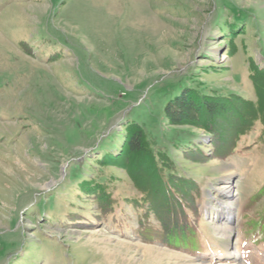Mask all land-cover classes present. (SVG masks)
Masks as SVG:
<instances>
[{
	"label": "rangeland",
	"instance_id": "obj_1",
	"mask_svg": "<svg viewBox=\"0 0 264 264\" xmlns=\"http://www.w3.org/2000/svg\"><path fill=\"white\" fill-rule=\"evenodd\" d=\"M258 82L264 0H0V264H264V110L233 148L224 134ZM184 85L228 112L163 124L144 162L156 186L192 181L196 246L145 236L166 200L115 154L130 115Z\"/></svg>",
	"mask_w": 264,
	"mask_h": 264
},
{
	"label": "trees",
	"instance_id": "obj_2",
	"mask_svg": "<svg viewBox=\"0 0 264 264\" xmlns=\"http://www.w3.org/2000/svg\"><path fill=\"white\" fill-rule=\"evenodd\" d=\"M256 80H258L257 77ZM256 88L257 93H261L264 96V83L260 84V82H258ZM148 105L149 106H142L140 111L141 114L144 113L145 115L150 116L152 121L151 119H148L144 124H142L140 123L141 118L138 115H130L132 121H135V124H128V128L126 126L125 134H127V138L124 139V142H121V150L119 149L118 145L117 149H119V153H116L115 151L114 152L116 156L123 155L122 157L126 163H128L127 161H131L136 166L140 164L139 166H137L135 176V180L140 189H143L146 192L152 194L155 193L161 195L165 198L164 200H166L159 206L158 204H149V209L154 210L156 215L159 217L161 228L164 232L162 234L155 235V230H153L154 228L152 224L146 223L142 224L143 230H141L143 233H145V236H148L149 238L160 237V239L170 243L196 246L197 238L195 234L197 232V220L195 219L197 218L196 216H198V213L195 212V214H193L194 217L192 218L186 211H184L187 208L185 199L193 198V188H189L192 181L182 179L184 181L183 183L188 184V186H185L183 183L171 180V177L173 176L172 173L166 174L164 172H161L160 176L162 178V181L164 182L165 188L167 184L168 192L167 190L166 192L163 191L165 189L163 188L164 186H156L153 182L150 181L149 177L152 175V173H157V169L158 171H161V169L163 170V168L161 167H163L164 165L155 164L153 167H150V169H148L144 161H146V158L147 161L150 160L149 156H153L154 158L155 156H157V153L158 155H164L167 152V149L162 150V148L168 147L166 144L159 145L157 143H152L151 138L148 136V134L158 130L161 126H163V124L170 123L171 125H180L184 123H197L202 117L224 115L228 112L230 104H228L226 100H221L219 97L210 96L200 91H196V89H194L190 85H184L178 90H173L166 93L161 101L152 100ZM246 108L247 112L246 110L243 111L242 107L240 109V112L237 111L239 114L236 118L238 119L237 122L229 124L230 126L228 125V129L226 130V132H224L227 143H231L228 147L233 148V141L236 140L239 135L246 133L251 128L253 122L259 118V114L261 112L263 113L262 110H264V97L262 98L261 103H259L258 108ZM141 114L139 112V115ZM154 125V128L150 127ZM153 135L156 134L153 133ZM216 135L219 136L215 132L214 136L216 137ZM161 138L164 139L165 137L163 136ZM174 142H176L180 146H183V142L181 141V139ZM152 147H157L158 151L154 152ZM177 149L179 150V148ZM227 149L228 148H226V150ZM142 156L145 160L142 159ZM163 162L164 160L161 159L160 163ZM140 167L144 169H141ZM107 199L109 198L104 197V195L102 194V203H104V205H108V207L102 208L103 213H107L109 211L111 212L113 210L112 201L109 202ZM151 199L153 201L152 197ZM160 210H169L168 217L162 215V211ZM172 210L181 211L172 213ZM148 215L149 214H147V216ZM261 217L263 218L264 214H262ZM255 223L256 222L252 221L253 226L259 225ZM261 227L264 231V223L261 225Z\"/></svg>",
	"mask_w": 264,
	"mask_h": 264
}]
</instances>
